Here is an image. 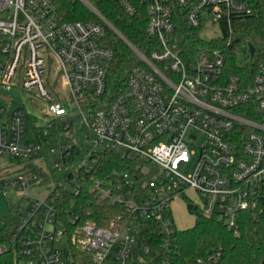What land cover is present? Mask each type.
I'll return each instance as SVG.
<instances>
[{
    "label": "built area",
    "instance_id": "obj_1",
    "mask_svg": "<svg viewBox=\"0 0 264 264\" xmlns=\"http://www.w3.org/2000/svg\"><path fill=\"white\" fill-rule=\"evenodd\" d=\"M79 1L93 19H63L54 0H0V154L27 162L23 175L3 185L4 194L11 186L23 189L28 202L8 233L7 245L16 249L19 263L157 264L154 256L168 239L142 240L139 222L165 235L178 228L170 207L177 196L188 201L195 217L197 210L235 236L238 214L249 212L264 234V61L250 79L225 69L231 54L239 64L251 54L240 61L237 49L245 41L231 38L232 20L251 13V0H116L130 16L139 6L145 10L146 50L89 0ZM183 24L222 44L184 54L177 48ZM211 24L218 25L220 37L201 36ZM108 31L137 58L113 91L106 82L114 56L104 41ZM14 87L28 101L45 102L46 124L34 126L31 134L24 129L23 108L4 105ZM79 137L141 162L137 172L88 181L101 150H89L81 160ZM45 149L56 152L52 170L44 166ZM32 160L49 172L48 179L34 170ZM156 167L160 170L151 175ZM29 187L49 191L31 194ZM91 201L122 210L101 226L88 215ZM151 248L148 260L143 254ZM219 252L187 263L214 264Z\"/></svg>",
    "mask_w": 264,
    "mask_h": 264
},
{
    "label": "trees",
    "instance_id": "obj_2",
    "mask_svg": "<svg viewBox=\"0 0 264 264\" xmlns=\"http://www.w3.org/2000/svg\"><path fill=\"white\" fill-rule=\"evenodd\" d=\"M130 42L146 50L150 39L145 32L146 13L142 6L138 7L135 15L126 14L116 0H89ZM59 16L66 20L93 19L94 14L79 0H54ZM252 11L248 15L232 20V43L245 41L254 47L248 60L239 64L236 55L231 54L225 69L246 75L247 79L254 73L259 62L264 61V0H251ZM225 31L226 26L222 25ZM179 41L177 48L181 52H196L207 47H217L222 39L204 40L196 31L190 30L186 25L178 27ZM227 37V34L225 35ZM105 43L114 51L109 63L106 82L110 91L122 86L130 67L137 61L131 49L112 31H108ZM1 42V38H0ZM96 163L88 173V181L94 178H106L110 174H119L124 171L136 173V164L141 162L122 157L112 150L103 149L96 154ZM76 157L72 153L71 159ZM30 165L39 172L43 178H49V172L34 160ZM84 195L92 197L87 190ZM122 206L99 205L90 202L89 217L98 225L106 226L108 220L115 212H120ZM196 212L194 224L185 229L174 228L167 235L160 232L153 224L139 222L140 238L146 242L159 244L163 237L168 241L160 246L154 256L157 264H188L187 260L203 255L206 252H216L220 248L219 256L214 264H264V234L260 221L246 211L238 214L239 235L225 226L224 223L205 217ZM22 215L20 202L8 205V215L1 217L3 226L0 229V264H20V258L15 248L8 244L9 231L20 221Z\"/></svg>",
    "mask_w": 264,
    "mask_h": 264
},
{
    "label": "rangeland",
    "instance_id": "obj_3",
    "mask_svg": "<svg viewBox=\"0 0 264 264\" xmlns=\"http://www.w3.org/2000/svg\"><path fill=\"white\" fill-rule=\"evenodd\" d=\"M201 36L204 38L210 37H220L221 31L216 24H211L206 28L202 29L200 32ZM249 55V43L240 42L237 49V57L240 61H245L247 56ZM2 58V53L0 52V60ZM60 81V77H58ZM62 95H64L65 90L63 87L61 88ZM11 99L7 103L9 106H6L8 110H11L16 107H22L25 114V124L24 129L26 133L31 134L33 132L34 126H43L46 124V116L44 115L45 111V102L42 99H37L34 101L26 100V95L17 92V88H12L9 92L6 93ZM79 140L83 146V152L81 154V160H84L87 151L89 150H101L102 146L100 144L94 143L90 138L79 137ZM38 160V159H34ZM44 166L48 170H52L54 167V162L57 160L56 152L49 151L47 149L44 150ZM26 159L23 157H16L9 153H1L0 154V229L3 226V220L1 217L8 215V205L14 204L16 202H20L21 206L26 205L28 202L23 199L25 195V191L23 189L18 188L17 186L8 187L6 193H3V185L14 180L21 175H23L26 171ZM192 165V162L189 163L183 171H188ZM160 169L156 167L151 175L156 174ZM36 181H30V184L35 183ZM29 193L42 195L45 192L49 191L48 187H43L40 189H33V187L28 188ZM186 194L192 199L195 200L196 205H199L198 198H196L193 191L188 190ZM171 211L173 220L178 228L185 229L191 227L195 222V214L188 209V201L183 196L175 197L171 204ZM155 249L151 248L148 253L143 254L144 258L151 259L154 255Z\"/></svg>",
    "mask_w": 264,
    "mask_h": 264
},
{
    "label": "water",
    "instance_id": "obj_4",
    "mask_svg": "<svg viewBox=\"0 0 264 264\" xmlns=\"http://www.w3.org/2000/svg\"><path fill=\"white\" fill-rule=\"evenodd\" d=\"M249 51H250V53H253V51H254V47L251 43H249Z\"/></svg>",
    "mask_w": 264,
    "mask_h": 264
}]
</instances>
